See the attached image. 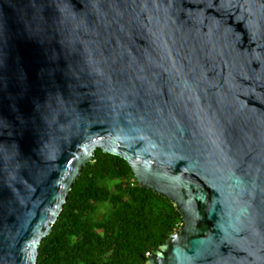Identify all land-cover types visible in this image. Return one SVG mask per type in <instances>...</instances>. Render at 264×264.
Returning a JSON list of instances; mask_svg holds the SVG:
<instances>
[{
    "label": "water",
    "instance_id": "obj_1",
    "mask_svg": "<svg viewBox=\"0 0 264 264\" xmlns=\"http://www.w3.org/2000/svg\"><path fill=\"white\" fill-rule=\"evenodd\" d=\"M98 149L182 218L146 264H264V0H0V264Z\"/></svg>",
    "mask_w": 264,
    "mask_h": 264
},
{
    "label": "trees",
    "instance_id": "obj_2",
    "mask_svg": "<svg viewBox=\"0 0 264 264\" xmlns=\"http://www.w3.org/2000/svg\"><path fill=\"white\" fill-rule=\"evenodd\" d=\"M181 224L168 199L139 187L127 162L98 149L42 240L37 264H146Z\"/></svg>",
    "mask_w": 264,
    "mask_h": 264
}]
</instances>
